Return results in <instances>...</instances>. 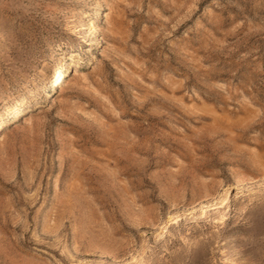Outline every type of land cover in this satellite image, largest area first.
Segmentation results:
<instances>
[{
    "label": "rangeland",
    "instance_id": "374dc122",
    "mask_svg": "<svg viewBox=\"0 0 264 264\" xmlns=\"http://www.w3.org/2000/svg\"><path fill=\"white\" fill-rule=\"evenodd\" d=\"M0 264H264V0H0Z\"/></svg>",
    "mask_w": 264,
    "mask_h": 264
},
{
    "label": "bare ground",
    "instance_id": "6f19581e",
    "mask_svg": "<svg viewBox=\"0 0 264 264\" xmlns=\"http://www.w3.org/2000/svg\"><path fill=\"white\" fill-rule=\"evenodd\" d=\"M51 85H52L53 87L55 86V80L52 81ZM18 109H19V107H16L13 113H15ZM13 117H15V116L13 115Z\"/></svg>",
    "mask_w": 264,
    "mask_h": 264
}]
</instances>
